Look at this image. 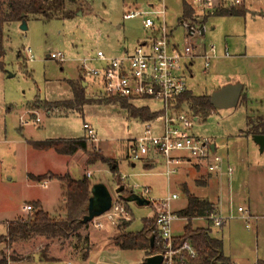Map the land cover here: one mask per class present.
Segmentation results:
<instances>
[{"label": "rangeland", "instance_id": "obj_1", "mask_svg": "<svg viewBox=\"0 0 264 264\" xmlns=\"http://www.w3.org/2000/svg\"><path fill=\"white\" fill-rule=\"evenodd\" d=\"M255 2V9H249L245 17L206 18L203 37H196L193 42L207 48L214 46L218 57L211 61L206 73L203 61L196 60L192 77L186 76L189 91L197 97L211 96L226 85L237 83L244 87V101L233 109H213L207 115H198L200 120L193 130L194 135L215 145L216 153L228 159L234 168L230 182L219 178L229 186L221 216L232 219L222 228L212 226L211 234L222 241L224 255L237 264L264 263V150L260 151L252 137H247L248 133L241 137L248 116L264 115V44L257 42L264 35V19L260 18L264 0ZM151 4L158 7L155 0H75L67 7L71 18L30 17L25 31L21 30V23L4 29L5 55L0 61V236L7 234L8 223L28 218L29 214L22 210L30 201H43L53 219L65 217L66 213L61 211L62 184L56 179L47 186L43 183L52 176L68 174L73 180L86 177L92 187L103 184L113 203L125 208L129 217L127 220L122 215L114 222L99 217L66 240L34 237L11 247L0 244V262L6 259L7 264H145L148 257L144 251L114 246V239L121 233L119 225L131 221L129 232L137 233L142 230L143 220L151 215L149 207L126 202L133 187H149L153 198L180 192V200L173 204L175 211L187 206L184 188L198 197L209 192L202 186L208 177L201 171L194 175L189 172V177L179 173L167 179L161 164L150 171L144 170L141 162L134 163L132 168L127 157L129 141L143 136L147 125L158 133L162 124L133 119L119 102L105 96L81 68L86 57H119L124 48L133 50L142 42L147 37L142 26L146 16L131 20H123V16L130 11L146 12ZM166 5V19L174 30V41L183 45L186 30L179 25L183 6L180 2ZM225 53L229 57H224ZM53 54H62L64 62L50 59ZM72 84L83 90L82 105L76 102L66 107L74 100ZM128 104L147 108L154 114L162 109L160 101L151 99L132 100ZM36 118L41 122L36 123ZM84 125L93 130L97 142L87 140ZM79 139L87 140L88 149L75 157L60 156L53 150L40 152L29 145ZM113 164L117 166L115 172L111 169ZM185 168L190 170V166ZM33 174L44 179L35 181ZM236 178L238 184H233ZM121 186L125 189L119 195ZM134 192L140 195L139 191ZM27 205L33 207L31 203ZM240 207L258 218L250 221L249 228L237 212ZM186 225L187 221L176 220L173 235L182 236ZM192 226L210 228V223L196 222ZM85 238L89 247L85 246ZM46 248L47 257L55 262H43L42 252Z\"/></svg>", "mask_w": 264, "mask_h": 264}, {"label": "built area", "instance_id": "obj_2", "mask_svg": "<svg viewBox=\"0 0 264 264\" xmlns=\"http://www.w3.org/2000/svg\"><path fill=\"white\" fill-rule=\"evenodd\" d=\"M158 7L151 4L146 12L130 11L124 14L123 20H131L136 17L146 16L142 20V26L147 31V37L133 50L124 49L119 57L109 58L97 55L94 58H84L81 61L84 75L92 79L93 84L100 87L108 98L132 101L138 99L157 100L162 103L159 115L151 120L162 124L159 132L155 133L149 125L146 126L143 136L129 141L127 145V157L132 163L142 162L145 159L160 160L163 164V175L170 179L177 174L181 164L193 163L203 168L207 173L231 178L234 168L216 151L212 152V143L194 135V126L199 122V117L194 115L187 104L178 103L186 92L189 91L186 76H192V67L196 60L204 63V73L207 72L212 60L218 57L214 46L206 47L204 44L193 42L196 37H203L205 32V20L222 10L240 8L245 0H155ZM167 2H180L182 14L179 25L186 30L185 42L180 45L174 41V30L167 22ZM186 4L190 9V15H186ZM30 54V50L28 51ZM224 57H229L225 53ZM50 59L63 63L62 54H53ZM30 61L33 57L30 56ZM98 65L96 68L91 66ZM94 67V66H93ZM149 122H145L149 124ZM40 123V118L35 119ZM87 132L88 141L97 142L93 130L83 126ZM89 178V175H88ZM131 194L149 201L151 218L155 219L158 238L163 252L161 264H184V254L195 257L196 253L189 242L181 247H175L173 224L178 216L173 210L174 202L179 200L176 193L169 192L166 197H151L149 187L134 186ZM23 212H33L31 205H25ZM249 228L252 217L247 210L238 208ZM124 215L129 217L125 208L114 204L109 212L103 216L109 222ZM102 217V216H101ZM97 219V218H96ZM215 228H222L227 220L216 213L208 218ZM157 256V255H154Z\"/></svg>", "mask_w": 264, "mask_h": 264}, {"label": "trees", "instance_id": "obj_3", "mask_svg": "<svg viewBox=\"0 0 264 264\" xmlns=\"http://www.w3.org/2000/svg\"><path fill=\"white\" fill-rule=\"evenodd\" d=\"M75 4V0H0V61L4 58L5 50L3 46L4 29L12 24L28 21L30 17L52 19L55 17L71 18L72 12L67 9L68 5ZM186 15H190L191 9L184 4ZM223 17H245L244 8H232L222 10L215 14ZM24 16V17H23ZM72 86L74 100L65 104L66 107H72L76 102L82 105L80 101L82 88ZM114 99V98H113ZM210 96H194L190 91L186 92L178 103H186L192 113L196 116L207 115L214 108L210 104ZM121 106L127 109L133 119H139L143 123L155 119L159 114L151 113L147 108H134L128 104L127 100L114 99ZM240 101H244L241 96ZM81 103V104H80ZM248 133L251 136L264 135V118H247ZM29 145L37 151L46 152L53 150L60 156H73L79 151L86 152L88 144L86 139L71 141H46L29 142ZM111 169L115 172L117 166L113 164ZM62 184L64 190V209L65 219H53L46 213L40 203H33V212L26 219H18L7 224V234L0 236V244L7 247L19 242L27 241L34 237H42L49 240H66L71 236L77 235L78 231L86 226L82 220L87 215L88 202L90 199V190L92 184L85 177L80 180H73L68 175L56 177ZM35 181L44 179L42 176L32 177ZM124 188V186H121ZM125 189V188H124ZM124 191V190H123ZM187 197V206L178 212V218L187 220V225L183 230V235L175 239V247L179 248L185 242H189L196 253L195 257H189L184 254V264H233L223 253V243L215 238L208 229H193L192 220L205 218L216 213L215 207L207 200H200L190 194L189 190L183 189ZM124 200V199H123ZM131 221L122 223L118 226L120 234L114 239V246L126 251H144L147 257L161 254L163 252L161 242L158 238L156 222L154 218L143 220V227L140 232H129ZM85 246L89 247L88 238L84 239ZM87 258V257H86ZM42 260L45 263L55 262L47 257V248L42 252ZM0 264H7V260H2ZM264 264V263H258Z\"/></svg>", "mask_w": 264, "mask_h": 264}, {"label": "water", "instance_id": "obj_4", "mask_svg": "<svg viewBox=\"0 0 264 264\" xmlns=\"http://www.w3.org/2000/svg\"><path fill=\"white\" fill-rule=\"evenodd\" d=\"M24 17V16H23ZM21 30H27L26 21L21 22ZM87 84H84L83 87L86 88ZM242 92V85H226L220 90L212 93L210 96V104L214 109H233L235 108L240 100ZM253 141L259 147L260 151L264 150V135H258L253 137ZM212 152H215V146L211 145ZM124 188L120 187L117 191V194H121ZM91 197L88 202L87 215L83 218V224H89L94 221L96 218H99L109 212L113 205V200L110 192L103 184L94 185L91 190ZM126 202H133L141 207H148L149 201L141 198L139 196L131 194L126 198ZM162 256H151L148 257L145 261V264H161Z\"/></svg>", "mask_w": 264, "mask_h": 264}, {"label": "crops", "instance_id": "obj_5", "mask_svg": "<svg viewBox=\"0 0 264 264\" xmlns=\"http://www.w3.org/2000/svg\"><path fill=\"white\" fill-rule=\"evenodd\" d=\"M254 3H256L255 2V0H245L244 1V4H243V6H242V8H244V10L246 11V14L247 13H249L250 12V10H254L255 8H253L252 6H253V4ZM250 9V10H249ZM253 13H254V11H253ZM246 16V15H245ZM260 18H262V19H264V11L262 10V9H260ZM260 38H262V39H260ZM257 42L258 43H260L261 44V42L264 44V35H262V36H259V38H258V40H257ZM124 49H127V48H124ZM124 51V50H123ZM192 77V76H191ZM237 84V83H236ZM231 85H235V84H231ZM218 90H220V89H218ZM218 90H216V91H218ZM216 91H214V92H216ZM243 91H244V87L242 86V92H241V96H242V94H243ZM213 92V93H214ZM209 96V95H208ZM241 96H240V98H241ZM239 102H240V100H239ZM239 104V103H238ZM248 117H252V118H254V119H256V118H259V117H262V118H264V115H261V114H252V115H250V116H248ZM247 117V118H248ZM200 119V118H199ZM41 120V119H40ZM244 133H248V127H247V125H246V131L245 132H243L242 134H241V137H246V135L244 134ZM248 136H251V135H249V133H248V135H247V137ZM256 136H258V135H256ZM252 137V139H253V137L254 136H251ZM255 143V142H254ZM215 146V145H214ZM258 147V146H257ZM259 148V147H258ZM215 151H216V147H215ZM78 153L79 152H77L76 154H74L73 155V157H75L76 155H78ZM228 163H229V161H228V159H225ZM142 167H143V169L144 170H146V171H150V170H153V169H155V167H157L159 164H161L162 166H163V164H162V162L160 161V160H154V159H145V160H143L142 162ZM147 164V165H146ZM230 164V163H229ZM146 165V166H145ZM187 166H190V170H188V169H186L185 167H187ZM132 168H135V165H134V163H132ZM203 170V171H202ZM203 172V174L204 175H206L208 178H207V180H206V182H204L203 183V188H205L206 190H208L209 192H206V193H204V194H202L201 195V197H198V196H195V197H197L198 199L200 198V200H207V201H209L211 204H213L214 205V207H215V210H216V214L217 215H221V213H222V211H224V206H223V204H225V200H224V195H225V193L228 195V193H229V190L227 191V188H229V186H227V184H225V183H223L222 182V180H225V179H219V178H221V177H218V176H214V175H211V174H209V173H207V171L205 170V169H203V168H200V167H198V166H195L193 163H190V164H181L180 166H179V170H178V172H177V174H179V173H182V174H184L186 177H189V176H191L190 174H193L194 175V173H197V172ZM189 172H190V174H189ZM50 173V172H49ZM176 174V175H177ZM44 175V174H43ZM68 175V174H67ZM89 175V177H90V174H87V176ZM32 177H39L40 175H35V174H33V175H31ZM222 177H225V178H227V180L226 181H231L230 180V178H228V177H226V176H222ZM54 179H52L51 177H49V180L47 181H43V183L45 184V186H47V184H48V182L50 181V182H52ZM57 181V180H56ZM175 181H177V180H175ZM238 184V180H237V178L234 180V183L233 184ZM173 186H174V184H173ZM172 193H176V194H178V196H179V200H180V192H178V191H175V192H172ZM91 194V193H90ZM190 194H192L191 192H190ZM192 195H196V194H192ZM91 197V196H90ZM178 200V201H179ZM63 201H64V198H63ZM178 201H176V202H178ZM36 202H38V203H40V205H41V207H42V209L46 212V213H48L44 208V203H43V201H41V200H39V201H30V202H28V203H26V205L27 204H29V203H31V204H33V203H36ZM245 202V201H244ZM64 203V202H63ZM175 203V202H174ZM149 207V206H148ZM150 209V208H149ZM173 210H174V208H173ZM181 210H183V209H179V210H174V212H175V214L177 215L178 214V212L179 211H181ZM61 211L65 214L66 212H65V209H64V207H63V209H61ZM248 211V210H247ZM248 212H250V211H248ZM22 213L24 214V212H23V210H22ZM251 215V214H250ZM21 217V216H20ZM65 217H66V215H65ZM65 217L63 218V219H65ZM254 218H257V217H254ZM61 219V218H60ZM178 219H182V220H185V221H187L186 219H183V218H178ZM258 219V218H257ZM207 222V220L205 219V218H200V219H194V220H192V222H191V224H193V223H196V222ZM193 227V226H192ZM211 227H212V224H210V230H211ZM195 229H208V228H203V226H199V227H197V228H195ZM175 238H179V237H181V236H179V237H177V236H174ZM226 257V256H225ZM228 258V257H227ZM229 259V258H228ZM231 261V260H230ZM56 262H60V261H56ZM233 264H237V263H234V262H232Z\"/></svg>", "mask_w": 264, "mask_h": 264}]
</instances>
